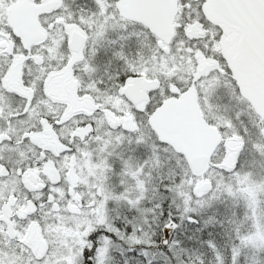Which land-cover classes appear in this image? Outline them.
<instances>
[{"label": "snow or ice", "instance_id": "snow-or-ice-1", "mask_svg": "<svg viewBox=\"0 0 264 264\" xmlns=\"http://www.w3.org/2000/svg\"><path fill=\"white\" fill-rule=\"evenodd\" d=\"M0 264H264V0H0Z\"/></svg>", "mask_w": 264, "mask_h": 264}]
</instances>
